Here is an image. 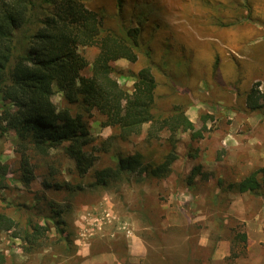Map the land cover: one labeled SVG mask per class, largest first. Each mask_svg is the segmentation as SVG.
<instances>
[{
	"label": "rangeland",
	"instance_id": "374dc122",
	"mask_svg": "<svg viewBox=\"0 0 264 264\" xmlns=\"http://www.w3.org/2000/svg\"><path fill=\"white\" fill-rule=\"evenodd\" d=\"M87 1L105 12L109 27L122 29L131 21L143 26L142 52L149 49L155 63L163 64L157 72L159 92L167 98L158 106L166 111L171 98L180 101L203 136L193 138L187 131L170 139V132L163 131L148 143L144 134L115 142V148L126 152L140 151L145 160H159L172 148L178 158L165 179L133 172L107 187L91 186V174L78 178L71 173L73 160L62 149H52L59 182L83 187L46 190L48 197L72 207L66 216L71 248L56 242L53 229L37 252L26 253L19 238L0 231L5 264H264V195L229 189L219 193L217 186L220 177L227 184L264 166V107L251 110L245 103V92L256 81L264 91V0ZM220 21L240 24L238 29L224 28ZM146 61V54L137 62L118 59L112 62L114 75L131 88L132 74ZM53 100L64 105L59 91ZM101 120L97 113L91 120L98 140L114 132L102 127ZM19 157L13 132L0 134V162L16 170ZM110 163L109 154H102L94 167ZM198 164L204 174L189 189L187 177ZM40 173L36 170L31 191L18 181L1 195L6 201L33 203L34 191L43 192ZM142 207L151 209L150 223ZM238 232L246 233L245 246L232 242ZM134 237L138 244L133 247L142 246V255L131 252L128 240ZM232 248L241 251L239 256L231 257Z\"/></svg>",
	"mask_w": 264,
	"mask_h": 264
},
{
	"label": "trees",
	"instance_id": "16d2710c",
	"mask_svg": "<svg viewBox=\"0 0 264 264\" xmlns=\"http://www.w3.org/2000/svg\"><path fill=\"white\" fill-rule=\"evenodd\" d=\"M217 24L238 29L240 23ZM142 38L143 26L131 21L122 29L109 27L105 12L90 7L87 0H0V134L13 132L20 156L16 170L0 162V192L18 181L31 191L36 170L43 172V192L34 191L33 203L6 201L0 193V231L19 238L24 252H37L53 229L59 236L56 242L64 241L71 248L73 234L66 216L72 207L48 197L46 190L83 187L59 182V169L51 163L52 149H62L73 160L71 173L78 178L91 174V186L107 187L133 172L157 181L165 179L173 173L178 158L172 148L159 160H145L140 151L126 152L115 148V142L144 134L148 143L160 138L163 131L170 132V139L187 131L193 138L203 136L180 101L171 98L166 111L158 106L167 98L159 92L162 83L157 72L163 64L155 63L149 49L142 52ZM141 54H146L148 61L132 74L133 85L127 88L115 77L112 62L122 58L137 62ZM168 85L178 92L174 82ZM57 91L64 100L62 106L53 100ZM245 103L251 110L264 107L260 82L247 89ZM95 113L102 117V127L114 129L101 140L91 131ZM102 154H109L111 163L94 167ZM203 174V165H195L187 177L188 188ZM217 186L219 193L229 189L263 196L264 166L227 184L220 177ZM142 209L150 223L151 209ZM238 241L246 245L245 232L233 237L234 244ZM233 249L231 257L239 256L241 251ZM6 258L0 250V264H5Z\"/></svg>",
	"mask_w": 264,
	"mask_h": 264
},
{
	"label": "crops",
	"instance_id": "0c3cea01",
	"mask_svg": "<svg viewBox=\"0 0 264 264\" xmlns=\"http://www.w3.org/2000/svg\"><path fill=\"white\" fill-rule=\"evenodd\" d=\"M136 238H137V237H134L133 239H129L128 241H129V245L132 247V248H131V252H132V254L137 256V255H142V254L144 253V252H143L144 249L142 248V246H141L140 248H139V246H138V247H136V249H134L133 246H134L135 244H138Z\"/></svg>",
	"mask_w": 264,
	"mask_h": 264
}]
</instances>
